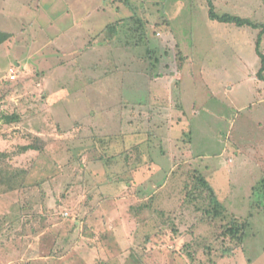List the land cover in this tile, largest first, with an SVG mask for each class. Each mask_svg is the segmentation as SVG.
Masks as SVG:
<instances>
[{"label":"rangeland","instance_id":"rangeland-1","mask_svg":"<svg viewBox=\"0 0 264 264\" xmlns=\"http://www.w3.org/2000/svg\"><path fill=\"white\" fill-rule=\"evenodd\" d=\"M208 9L0 0V264H264L261 28Z\"/></svg>","mask_w":264,"mask_h":264},{"label":"trees","instance_id":"trees-1","mask_svg":"<svg viewBox=\"0 0 264 264\" xmlns=\"http://www.w3.org/2000/svg\"><path fill=\"white\" fill-rule=\"evenodd\" d=\"M208 3V18L210 20L213 21H217L220 23H227V24H234L236 26H250L252 28H261V31L259 32L258 35V39L256 41V52L257 55L260 57V61H261V66L257 72V77L258 79H260L261 81H264V55L259 51V45H260V37L262 36V32H264V24H259V23H253L252 21H250L247 18H243V17H239V16H235V15H231L228 13H224V14H218L215 11L214 5L212 3L211 0H207ZM133 21H136L138 23V20L136 18H133ZM140 23V22H139ZM138 23V24H139ZM137 24V25H138ZM109 26V25H108ZM141 28V25H140ZM140 38V37H139ZM24 150H29L32 149L33 147L26 145V146H22L21 147ZM195 186L194 188L196 189L197 187H202L204 190H206L208 192V197L210 204H211V208H212V213H213V218L215 217H222V208H221V204L220 202L217 201V198L215 196L214 190L213 188L210 186V184L207 182V180L201 176V175H196L195 177ZM194 197H191V199H193ZM190 199V200H191ZM210 212V211H209ZM208 212V213H209ZM210 215V213H209ZM231 226L226 229L225 232H223L224 235L229 234L230 238L232 240H235L237 243L241 241V239L244 237L245 231H246V227H247V222H242L239 223L236 220H233L231 222ZM227 232V233H226Z\"/></svg>","mask_w":264,"mask_h":264},{"label":"crops","instance_id":"crops-1","mask_svg":"<svg viewBox=\"0 0 264 264\" xmlns=\"http://www.w3.org/2000/svg\"><path fill=\"white\" fill-rule=\"evenodd\" d=\"M156 86V88L154 89V87ZM158 87H157V85H155V83H153V84H151V90L153 91L152 92V96L150 95V97H149V95H148V97L150 98V99H152L151 97H154V96H156V95H154V90L156 91V93H158L159 92V90L157 89ZM148 91L150 92V89H148ZM157 96H158V94H157ZM106 202H111V200L110 199H107V201ZM114 211H116V210H114Z\"/></svg>","mask_w":264,"mask_h":264}]
</instances>
